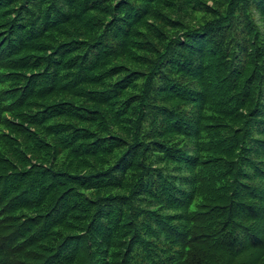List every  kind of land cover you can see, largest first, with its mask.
Wrapping results in <instances>:
<instances>
[{
  "label": "trees",
  "instance_id": "16d2710c",
  "mask_svg": "<svg viewBox=\"0 0 264 264\" xmlns=\"http://www.w3.org/2000/svg\"><path fill=\"white\" fill-rule=\"evenodd\" d=\"M0 0V264H264V0Z\"/></svg>",
  "mask_w": 264,
  "mask_h": 264
},
{
  "label": "rangeland",
  "instance_id": "374dc122",
  "mask_svg": "<svg viewBox=\"0 0 264 264\" xmlns=\"http://www.w3.org/2000/svg\"><path fill=\"white\" fill-rule=\"evenodd\" d=\"M208 3L211 4V0H209Z\"/></svg>",
  "mask_w": 264,
  "mask_h": 264
}]
</instances>
